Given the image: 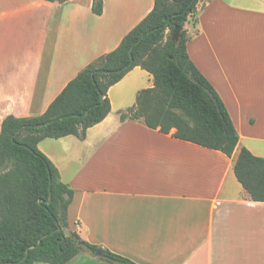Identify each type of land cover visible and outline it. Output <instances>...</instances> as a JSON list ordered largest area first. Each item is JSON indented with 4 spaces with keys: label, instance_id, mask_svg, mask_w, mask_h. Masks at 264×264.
Returning a JSON list of instances; mask_svg holds the SVG:
<instances>
[{
    "label": "crops",
    "instance_id": "obj_1",
    "mask_svg": "<svg viewBox=\"0 0 264 264\" xmlns=\"http://www.w3.org/2000/svg\"><path fill=\"white\" fill-rule=\"evenodd\" d=\"M155 1L104 0L96 14L94 0H0V133L10 115L46 112ZM185 27L190 58L240 135L234 157L122 121L129 107L119 101L116 110L113 93L140 66L109 89L112 110L84 139L46 138L39 147L74 189L68 232L83 240L138 264H264V201L234 169L243 147L264 157V0H200ZM67 264L111 263L83 250Z\"/></svg>",
    "mask_w": 264,
    "mask_h": 264
},
{
    "label": "trees",
    "instance_id": "obj_2",
    "mask_svg": "<svg viewBox=\"0 0 264 264\" xmlns=\"http://www.w3.org/2000/svg\"><path fill=\"white\" fill-rule=\"evenodd\" d=\"M199 1L156 0L152 11L121 43L82 69L46 112L4 119L0 133V264H67L83 250L95 254L101 248L83 240L77 231L68 232L74 189L62 181L58 167L39 144L46 138L68 135L84 139L88 129L111 112L109 89L137 66L153 75L154 86L138 92L136 104L120 112L122 121L142 120L150 128L234 157L238 130L220 94L188 53L190 35L185 26L195 17ZM103 9L104 0H94V12L102 14ZM176 26L182 29L174 39ZM234 169L252 199L264 201V157L243 147ZM101 258L111 264H138L109 249H103Z\"/></svg>",
    "mask_w": 264,
    "mask_h": 264
},
{
    "label": "rangeland",
    "instance_id": "obj_3",
    "mask_svg": "<svg viewBox=\"0 0 264 264\" xmlns=\"http://www.w3.org/2000/svg\"><path fill=\"white\" fill-rule=\"evenodd\" d=\"M135 80L133 78L137 77ZM150 75L147 71L141 69L134 71L130 77H127L124 83L120 85L119 87H116L113 93V97L115 100V109H119V101L123 103V105H127L128 107H133L136 104V98H137V91L150 87L153 83L149 81ZM129 81H131V90H127V87L129 85ZM127 86V87H126ZM83 258H81L82 260ZM77 262V261H76Z\"/></svg>",
    "mask_w": 264,
    "mask_h": 264
},
{
    "label": "water",
    "instance_id": "obj_4",
    "mask_svg": "<svg viewBox=\"0 0 264 264\" xmlns=\"http://www.w3.org/2000/svg\"><path fill=\"white\" fill-rule=\"evenodd\" d=\"M181 29H182V26H176V27H175V29H174V31H173V38H174V39L178 38ZM144 37H145V35L142 36V38L138 41V43H139ZM133 49H134V46L130 49V56H131L132 58H133ZM101 100H104V95H103V94H101ZM88 112H89V110H88L86 113H88ZM43 125H45V124H39L38 127H41V126H43ZM50 194H51V196H52V176H51V182H50ZM51 200H52V197L49 199L48 202H51ZM59 229H60V228H59ZM41 242H42V240L39 241V244H40ZM31 247H34V246H31ZM31 247H30V248H31ZM30 248H29V249H30ZM29 249H28V251H27V255L29 254ZM102 253H103V248H100L99 250L96 251L95 255H96V256H101Z\"/></svg>",
    "mask_w": 264,
    "mask_h": 264
}]
</instances>
